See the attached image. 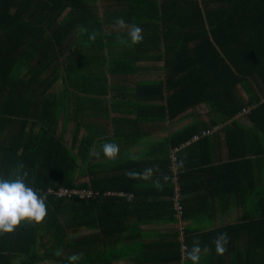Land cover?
<instances>
[{
	"label": "trees",
	"instance_id": "trees-1",
	"mask_svg": "<svg viewBox=\"0 0 264 264\" xmlns=\"http://www.w3.org/2000/svg\"><path fill=\"white\" fill-rule=\"evenodd\" d=\"M119 17L142 27L141 43L132 44L127 30L114 27ZM93 33L94 40L89 38ZM107 41L125 49L121 56L130 62L123 73H137V61L154 55V61L164 64V79L138 82L127 93L113 89L116 95L108 106L99 108L95 104L102 103L100 97L111 95L107 81L97 87L84 70L106 64ZM141 51L144 54L139 55ZM110 64L116 72L121 68L120 62ZM251 80L257 89L250 87ZM59 82L66 89L62 97L52 92ZM239 85L246 88L248 99L237 92ZM73 89L95 98L88 102L71 98ZM77 104L79 112L74 109ZM200 104L209 105L215 117L210 127L204 126L208 129L251 107L243 116L253 123V133L234 121L226 133L231 163L209 166L212 171L264 165V0H0V177L15 179L27 172L25 183L47 196L48 213L44 223L25 221L13 233H0V264H12L19 254L25 257L21 264L46 260L72 264L73 255L80 257L75 264H113L127 257L128 245L135 247L131 257L137 259L138 209L149 195L161 200L157 208L172 212V223L185 221L183 200L182 220L176 217L174 167L182 193L185 178L207 171L190 172L182 156V147L201 131L199 125L175 132L159 144L162 153L153 157L137 159L123 153L137 145L134 132L140 122L171 120ZM91 106L100 117L126 109L125 117L112 118L114 136L99 132L96 125L88 131L83 115ZM71 122L76 128L69 143L65 136ZM86 131L89 135H83ZM207 141L208 137L189 149ZM105 143L119 145L120 157L105 158ZM245 146L257 158H241L245 155L236 149ZM173 154L179 156L176 163ZM154 166L159 169L158 188H143L144 179L126 174ZM79 177L88 181L78 183ZM61 189L92 190L99 196L61 197L57 195ZM121 192L133 198L117 195ZM245 228L264 235V211L201 235L183 227L185 242L181 244L175 234L169 246L177 249L175 258L181 260L179 250L191 249L193 235L198 239L227 233L228 245L235 247ZM82 229L92 232L71 237ZM250 245L264 251V237L253 238Z\"/></svg>",
	"mask_w": 264,
	"mask_h": 264
},
{
	"label": "crops",
	"instance_id": "crops-1",
	"mask_svg": "<svg viewBox=\"0 0 264 264\" xmlns=\"http://www.w3.org/2000/svg\"><path fill=\"white\" fill-rule=\"evenodd\" d=\"M99 6L101 7V3ZM109 43L110 42L107 41L108 48L103 53L107 57V61H105L106 64L100 66L92 65L84 70V76L87 75L88 80H90L89 82L94 85L96 84L97 87H102V84L100 85V83H102L104 79L107 81L106 84L111 95L101 96L100 100H102V103L95 104L102 109L106 108L109 104V99L114 94L116 95V92H114L113 89L118 90V93L132 92L138 82L163 80L165 73V70L163 69L164 64L154 61V55L137 61V73H133L132 75L123 73V66L125 63L130 62L129 58H123L125 55L121 56L125 53V49L121 50L116 44L111 47ZM142 54H144L143 51H141V54L139 55ZM113 61L120 62L121 68L118 69V72L112 70L106 73V69L111 66L110 63ZM160 73H163V77L160 79H151V76H156ZM136 75L140 77L145 75L146 77L145 79H137L134 84L127 82V80L134 78ZM77 76L82 77V74H77L76 77ZM249 83L251 88L257 89L256 84L253 83L252 80ZM62 84V82H59L52 91L55 94H60V97L64 96L63 91L65 88ZM237 92L242 97L248 99V92L243 85L237 87ZM77 94L79 95L78 98L84 97L87 99V102L92 100L91 97L95 98V96L91 94ZM79 106V104H77L76 107L74 106V109L77 110V112H79ZM201 107L205 108L203 115H199L195 112L196 109ZM250 109L251 107L248 106L246 110L241 112L240 115H237L234 119L225 123H219L217 126H214L213 129L205 128L210 127L215 118L214 115H212L213 111L211 110V107L207 104H200L194 110H189L171 120L151 119L140 122L139 127L134 132L137 133V145L125 151L123 155L130 156L131 154H134L137 146L145 138H150L153 140L151 144L155 145L151 146L150 150L145 151L144 153L141 152V156H137V159L153 157L155 154L162 153V150L160 149L161 146L156 144L165 143L175 132L184 129L187 126L198 124L201 131L196 135H200L203 131H209L210 134L206 136L208 137V141L207 143H204V145H200L193 150L189 149L191 145L197 144L206 137H202L199 141L192 142L190 145L183 146L182 153H184V155L182 156L185 159L184 165L191 168L190 172L196 173L202 168L208 169L206 172H199L194 176H188L185 178L183 181L184 193H182L181 184L179 183L178 178L181 201H184L187 212V219L185 221H180L179 224L172 223V212L169 213V210L162 206L159 208L156 207V204L161 202L158 197L149 195L147 199H143L141 202L142 205L138 209L140 212V218L137 217V226H140L139 230L137 229V259L136 257H131L135 252V247L133 246L131 248L130 245H128L127 247L129 248H125L124 252L127 257L115 260L113 264H192L186 256L187 247H181L178 253H181V260H176L175 257L178 256H176L177 249L174 246H169V243H171L172 240H176L174 236L175 234H178L177 240H179L181 244L185 242L183 227H186V230L191 229L196 231L200 233L198 235H201L221 227L246 222L248 219L263 213L264 165L260 167L247 166L245 169L231 168L228 170L227 168H223L215 170V172L209 168V166H223L231 163V148L229 147L226 133L231 129V125L234 121L242 126L243 129L247 130L249 135L253 133V123L243 116L244 114H247ZM126 112L125 108L123 111H119L118 109L117 113H114V115L112 112L110 116H106L110 118L109 121L105 122L103 120V122L102 119H99L100 116L96 115L97 113L94 110V106H91L88 111H85L83 118L85 119V122L86 120H89L87 125V127L89 126L88 129H94V125L99 123L100 125H96L100 129L99 132L104 130L107 133L106 136L112 137L116 131V125L113 124L112 118L121 116L125 117ZM79 119H82V116L79 117ZM75 128L76 124L71 122L70 130L72 138ZM84 134L89 135L88 131L83 132V135ZM192 139L187 142H191ZM247 150L248 147L246 146L244 149H236L240 154L245 155L241 158H257L251 155L252 150L249 152H247ZM119 157L120 155H117L116 158ZM177 157L179 160V156ZM207 160L208 162L206 164L203 163ZM178 163L180 164V161H178ZM253 176L255 177V182L252 180ZM156 177L157 175L154 173L151 179H144L142 184L143 188L161 187L159 178L157 179ZM176 191L177 188L175 186V192ZM255 192L257 193L255 194ZM259 218L260 217H258L257 220ZM244 230L246 231L244 232ZM244 230L238 234L239 238L237 239L236 246L233 247L227 245V251L223 255H218L215 251V244L213 241L216 237L212 238V236L206 235L202 238L195 239L197 235H193L194 240L199 241L202 249L205 246L209 249L207 253H201L199 264H264V251L258 247L250 245V241L253 240V238H263L264 235H259V232L258 234L253 233L252 228H245ZM91 232L92 231L89 230H82L80 233H76V235H71V237L77 238L87 236ZM194 240H192V245ZM18 256H16L12 264H21L25 261V257H20V254ZM47 261H50L49 263L52 264H64L60 260H46L43 263H48Z\"/></svg>",
	"mask_w": 264,
	"mask_h": 264
},
{
	"label": "clouds",
	"instance_id": "clouds-1",
	"mask_svg": "<svg viewBox=\"0 0 264 264\" xmlns=\"http://www.w3.org/2000/svg\"><path fill=\"white\" fill-rule=\"evenodd\" d=\"M115 28L127 30L132 44L141 43L144 39L143 29L139 25L131 24L123 18L116 19ZM90 39L96 38L93 33ZM103 154L108 159H115L119 154L120 148L116 143H105L102 146ZM99 155V153H97ZM158 167L146 168L143 172L129 171L126 174L131 179H151ZM27 172L23 175H17L15 179H5L0 177V233H13L22 222H35L37 224L43 222L47 216L46 195L38 194L36 190L25 183ZM167 179V177H164ZM215 251L218 255H223L227 251L229 238L227 233L219 234L213 241ZM208 247L203 249L200 247L199 241L194 240L190 250L187 251V259L192 264H199L201 253H207ZM80 257L73 255L69 257L72 264Z\"/></svg>",
	"mask_w": 264,
	"mask_h": 264
},
{
	"label": "built area",
	"instance_id": "built-area-1",
	"mask_svg": "<svg viewBox=\"0 0 264 264\" xmlns=\"http://www.w3.org/2000/svg\"><path fill=\"white\" fill-rule=\"evenodd\" d=\"M210 134L209 131H203L200 135H195L192 139L191 142H187L186 145H189L192 142H197L199 141L202 137H206ZM178 149H176L177 151ZM173 161L176 163L177 162V157L175 156V154H173L172 157ZM173 182L175 183V186L177 188L176 191V196L174 198L175 201V211H176V217L179 218L180 220H182V216H183V206L181 204V194H180V190H179V186H178V171L177 168L174 167V178H173ZM110 195H113V193H109ZM58 196L61 197H79L80 199H84V198H89V199H96L99 196V193H95L92 190H78V189H61L60 192L57 194ZM108 195V194H107ZM119 196H124L127 197L128 200H131L133 198V195L130 194H126V193H119L117 194Z\"/></svg>",
	"mask_w": 264,
	"mask_h": 264
},
{
	"label": "rangeland",
	"instance_id": "rangeland-1",
	"mask_svg": "<svg viewBox=\"0 0 264 264\" xmlns=\"http://www.w3.org/2000/svg\"><path fill=\"white\" fill-rule=\"evenodd\" d=\"M112 67H108L107 69H106V73H108V72H110V71H112ZM140 76H135L134 78H132V79H130V80H127V82L128 83H131V84H134L136 81H137V79H145V75H143L142 77H140ZM161 77H163V73H160V74H158V75H156V76H151V79L153 78V79H160ZM254 83V82H253ZM61 87H63V86H61ZM58 88H60V87H58ZM74 88V87H73ZM66 90V89H65ZM64 90V91H65ZM69 96L71 97V98H78V94H77V92L75 91V89H73V90H69ZM109 101H110V99H109ZM204 111H205V108L204 107H201V108H198V109H196V113L197 114H199V115H203V113H204ZM113 115H114V113H113ZM99 119H102V121L104 120L105 122H107V121H109L110 120V118H108V117H106V116H103V117H99ZM62 121H63V119H62ZM61 121V122H62ZM103 121V122H104ZM84 124H86V125H88V123H85L84 122ZM90 125V124H89ZM96 125H100L99 123L98 124H96ZM89 127V126H88ZM88 127H87V129H88ZM86 129V130H87ZM90 129H92V128H89V130L88 131H90L91 132V130ZM61 130V126H60V129H59V131ZM71 138H72V136H71V130H70V126H69V128H67V133H66V136H65V139H66V141L67 142H69L70 143V141H71ZM153 142V140L152 139H150V138H145L138 146H137V148L135 149V151H134V154H131L130 156L131 157H134V158H137V156H141V152H145V151H148V150H150V148H151V146H153V145H155V144H151ZM156 145H159V143L158 144H156ZM139 154V155H138ZM76 175V174H75ZM86 181H88V179L87 178H84V177H79V178H77V182L78 183H83V182H86ZM52 218V217H51ZM51 218H50V221H51ZM42 223H44V221L42 222ZM82 230H84V229H82ZM82 230H80V232L82 231ZM55 249L54 248H52V251H54ZM43 252H44V249H43ZM65 257H67L66 255H64ZM48 263H45V264H52V263H49L50 261H47ZM38 264H44L43 262H41V263H38Z\"/></svg>",
	"mask_w": 264,
	"mask_h": 264
}]
</instances>
